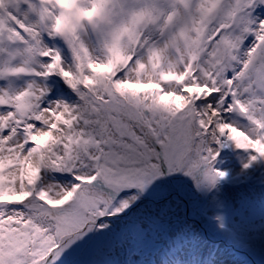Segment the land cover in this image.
I'll use <instances>...</instances> for the list:
<instances>
[{
	"label": "snow or ice",
	"instance_id": "obj_1",
	"mask_svg": "<svg viewBox=\"0 0 264 264\" xmlns=\"http://www.w3.org/2000/svg\"><path fill=\"white\" fill-rule=\"evenodd\" d=\"M0 264H264V0H0Z\"/></svg>",
	"mask_w": 264,
	"mask_h": 264
}]
</instances>
